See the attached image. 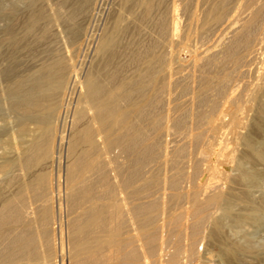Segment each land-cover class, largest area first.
<instances>
[{
  "label": "bare ground",
  "instance_id": "bare-ground-1",
  "mask_svg": "<svg viewBox=\"0 0 264 264\" xmlns=\"http://www.w3.org/2000/svg\"><path fill=\"white\" fill-rule=\"evenodd\" d=\"M80 1L70 19L84 15L99 24L109 12L104 0ZM113 18V25L86 31L75 50L82 58L73 82L59 76L65 68L59 60L39 68L47 81L27 74L11 84L25 95L12 101L25 114L55 109L58 96L39 94L45 89L60 94L68 86L75 105L61 125L21 123L13 131V156L0 155V172L12 174L6 185L15 188L4 195L0 185V264L57 263L63 182L67 207L80 209L67 218L69 264H181L183 257L196 259L208 222L221 262L239 264L234 240L219 235L232 203H264V189L252 192L264 184V75L248 83L264 0H123ZM100 57L103 71L94 66ZM228 111L234 112V146L226 157L233 164L203 165L196 156L212 147L218 120ZM240 112L247 114L241 118ZM205 169L232 185L186 189L184 183ZM213 206H221L222 216H213Z\"/></svg>",
  "mask_w": 264,
  "mask_h": 264
},
{
  "label": "rangeland",
  "instance_id": "rangeland-1",
  "mask_svg": "<svg viewBox=\"0 0 264 264\" xmlns=\"http://www.w3.org/2000/svg\"><path fill=\"white\" fill-rule=\"evenodd\" d=\"M16 1L15 0H0V20H2L0 21V33H1L0 34V140L2 141V143H0L1 144L0 150L2 149L0 151L1 152L0 155L4 153L5 157L13 156L12 153L14 152V147H15V144L13 142L14 141L13 131L16 130V128H18L21 123L25 122V123H29L30 126L32 125L34 126V124L31 123L34 120H50L53 122L56 121L55 123L57 125H61L63 122V121L61 122V120H64L67 115L70 117L73 111L72 109L74 108V105H75V99H74V103L73 101L69 99V95L67 93L68 86L67 88L62 90L60 94L58 93L59 91H57L56 93L55 90H46V89L43 90V93H42L41 91L42 89H39V91H41L39 92V94L43 96L47 95L48 97H53L54 93L55 95L57 94L58 103L56 104L55 109L51 111H46L44 113L43 112H30V113L27 112L25 114L23 110L16 108L12 104V101L16 100L15 98L18 99V98L24 97L25 95L23 96L24 93H18L19 95L16 94L15 91H13V89L11 88L12 87L11 84H13V82L17 80L18 78L27 77V74L28 75L33 74L31 76L35 78L40 77V75H42L41 74L42 72L41 73L38 72L39 68L42 67V69L44 68V70H46L45 69L46 67L47 68L51 67L52 63H55L59 60L60 61L63 60L62 63H64L65 65V68L62 70V72L58 73L60 74L59 76L64 78L67 84H69L70 82H73L74 78H76V73H78L77 70L80 71V69H78L79 68L78 66L80 65V60L82 58L79 55V53L76 52L75 50L78 45L84 43L86 31L90 30V28L94 29L95 27L96 28L102 27L104 22L106 23V25H110V24L113 25L112 24L114 22L113 19H115L113 18V16H115V13H117L118 9L123 3V0H104V6L106 7V10H107L106 13L108 11L110 12V13L108 12L109 15L108 13L106 15H108L110 19L107 18L106 15H104V17L102 18V21L101 19L97 21L99 24L95 22L93 24L91 20L89 21V19L84 15L79 16L77 20L76 18H74V20L69 18V15H70L69 13H71L77 7V5L81 2L80 0H65L66 2L64 0H56V1L55 0H16ZM70 5L72 6L74 5V6L72 7ZM6 17L9 19H7ZM65 17L67 18L65 19ZM92 25H94L95 27H93ZM61 27H63V29ZM96 28L95 30H98ZM260 28L261 29L259 28L257 29L259 30L257 37L259 39V35H260V39L258 40V42L256 40V44H255V49L256 48L258 49V50L256 49V52L258 51L256 55L257 54L258 55H257L256 62L251 66L252 73L250 77H248L249 85H252L260 81L261 80L260 77H263L264 75V71H263L264 70V32H263L264 25L261 26ZM61 33L63 36L61 35ZM100 58L101 59H99L98 61L94 63L95 64L94 66L98 69L100 68V71H103V69L105 68L104 67L105 61L102 59V57ZM260 74H263V75L260 76ZM46 76H47L46 74L42 75L41 79L43 81H47V79L45 80ZM55 76L56 75H54L53 78H57V76L56 77ZM3 88L4 90L2 91ZM8 91L9 93L10 92L12 93L9 94L7 93ZM45 91H47L46 95L44 94ZM53 91L54 93L52 95L51 92ZM246 92L247 91L245 90V93ZM247 98H248L247 95H242V99L244 103L245 101L247 103ZM71 106L73 108H71ZM68 108L69 109L71 108V109L69 110ZM246 112L249 113V111H246ZM247 113L240 112L239 116L241 117L242 115L241 118H243ZM233 117H234V112L228 111L226 114L222 116L220 120H218L219 136L217 134V138H215L212 141L213 145L211 148L207 149L206 155L200 154L199 156L198 154L196 156V158H198L200 162L203 163V165L210 164V166L212 167L213 166L216 167L215 165H217L218 167L220 166L219 167L220 169H222V167L225 168L226 166V169H228L233 164V162L231 161L232 160L231 157L229 158L226 157V156H230L231 150L234 146V141L232 139L233 124H230V122L232 123L233 121ZM5 142L7 143L6 145H8V143L9 145L6 146ZM11 144H12V147H11L12 150L10 149ZM5 147H7L8 149ZM4 149L5 150L7 149L8 150L7 152L9 153L7 154V152L5 151L6 152L5 154ZM221 152H222V155H221ZM214 156L215 157L217 156V157L215 158ZM207 158L208 160H206ZM65 159H66V147L63 149V161ZM204 159H205V162L202 161ZM260 167H263V166L260 165ZM164 170H165L164 168L160 170L161 176L165 175L164 173L166 171L164 172ZM56 171H57V166L54 172ZM6 173L0 172V183H1L0 185H2L4 188L3 189L4 195L11 194V192H13V190L15 189L14 186H12L13 187L12 188L10 185H6V181L9 178V174H11V173H8V176H7ZM61 173H62V179H63L62 181H64V176H65L64 164L62 166ZM201 173H202V170H201ZM210 173L212 175H210ZM199 175H198L199 177L195 178V180L198 182H196L194 179H192V182L186 181L187 183L186 182L184 183L185 188L186 189L192 188L191 186H193L194 188L195 186L200 184L201 189L204 191V189L208 188L209 186H211L212 184L218 181H220L223 187L225 186L224 187L225 190H226V187L228 188L229 186L232 185L231 182L229 183V181L227 180H224V179L219 180L218 179L219 175L214 169H210V170L205 169V171H203V174H199ZM20 182L21 184H23L22 181ZM203 187H206V188L203 189ZM62 189H63L62 191L63 195L61 193V203L64 205L62 207L63 209L62 212L63 211L65 212L68 211V212L62 213V215L65 214L62 216V222L64 221V224L61 225L59 220H57L58 223L56 222L57 223L56 224V237H57L56 242L58 246L57 247L58 251L56 250L57 253L55 256V260L57 261L56 264H64V263L69 264L70 262L69 251H68L69 250L68 248L69 247V228L67 227L68 226L67 222L69 218H74V215L76 216L79 213L80 209L75 210L74 212L72 208L67 207L68 206L66 204L67 201H65L67 198H66V191H65L66 188L64 186V182L62 185ZM262 189H264L263 183L261 185L253 187L252 192L255 191L254 194L257 193L255 195H259ZM203 191L201 193H203ZM62 200L64 203L62 202ZM55 201H56L55 208L57 209L55 210L58 212L59 202H58L57 196L55 198ZM232 204L233 205H231V207L229 206L230 215L228 214L226 217L222 216L223 210H221L222 208L220 209L221 206H216V207L213 206V208L211 209L213 216H218V215L222 216L223 222H225L224 224L225 227L222 233H220L219 237L220 238L227 237L228 239L232 241L234 240L235 242L237 241V243H239V244H235V242L233 241L234 246L232 244V246L235 247L236 249L238 247L237 256H239L240 259L238 257L237 258L239 259L238 260L239 264H246L247 262H248L247 264H252V263L253 264H264V240H263L264 239V203H232ZM217 207H219L218 210H217ZM219 212L221 213L219 214ZM207 224H206V228L203 229V231L201 232L198 238V240H201V241L197 240V243L195 245V251L197 254L196 259L192 260V259H188V257L187 258L183 257L181 260V264H204V263L224 264L223 262H221L218 252H216L219 249L218 248L214 249L215 247L213 248L212 247L213 245L210 244L209 236L207 234L208 229H210V222H208ZM33 225L35 227L36 225L38 226L39 224H37L36 221H33ZM59 225L63 226L62 227L63 235L65 232V236H63L64 252L66 253L64 256V258L66 259V260L64 259L65 262L61 260L62 258L61 253H60V250H61L60 248L61 229L60 228L61 227ZM39 228L40 227L38 226L36 230H38ZM209 255L211 256V260L209 258ZM163 264H167V262ZM225 264H229V263L227 262Z\"/></svg>",
  "mask_w": 264,
  "mask_h": 264
}]
</instances>
